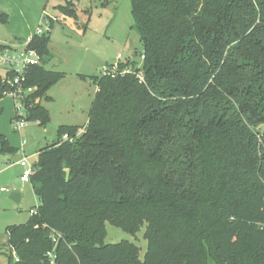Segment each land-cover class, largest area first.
<instances>
[{
    "label": "trees",
    "instance_id": "obj_1",
    "mask_svg": "<svg viewBox=\"0 0 264 264\" xmlns=\"http://www.w3.org/2000/svg\"><path fill=\"white\" fill-rule=\"evenodd\" d=\"M71 5L57 9L77 17ZM131 5L141 64L82 75L97 87L89 121L81 132L61 125L40 149V204L8 228V264H264V0ZM50 41L34 36L41 62L25 81L40 98L25 119L42 125L63 77L46 67ZM0 145L17 151L3 135ZM107 221L145 226L144 257L129 240L105 243Z\"/></svg>",
    "mask_w": 264,
    "mask_h": 264
},
{
    "label": "rangeland",
    "instance_id": "obj_2",
    "mask_svg": "<svg viewBox=\"0 0 264 264\" xmlns=\"http://www.w3.org/2000/svg\"><path fill=\"white\" fill-rule=\"evenodd\" d=\"M67 2L0 0V45L22 48L21 42L34 36L40 24H45L48 17V21L55 18L51 21V41L45 61L47 68L62 72L63 77L49 88L51 98L43 100L50 121L42 125L36 120H28L18 130L19 120L15 118L12 98H0V135L5 136L13 147L24 146L25 153L33 155L31 162L37 160L40 148L56 140L61 125L79 126L81 132L88 123L97 87L90 78L82 75L102 76L106 68L116 62L130 59L141 64L142 61L143 44L135 26L131 0H70L77 17L57 9V5ZM118 54H121L120 58ZM5 75L6 68L0 64V76L4 78ZM257 129L264 131V123ZM22 154V149L1 153L0 145V264H8L11 255L17 259L8 245V228L26 223L31 210L40 204L33 184L20 181L21 169L17 162ZM13 189L22 193L20 202L10 198ZM106 230L105 243L129 240L140 247V256L144 257L148 247L145 226L132 234L107 221Z\"/></svg>",
    "mask_w": 264,
    "mask_h": 264
},
{
    "label": "built area",
    "instance_id": "obj_3",
    "mask_svg": "<svg viewBox=\"0 0 264 264\" xmlns=\"http://www.w3.org/2000/svg\"><path fill=\"white\" fill-rule=\"evenodd\" d=\"M47 15L44 18L47 19ZM53 21L55 20L54 17ZM50 17H48V20ZM46 20L45 24H40L35 32L36 36H41L44 34H49L52 30V20ZM51 22V23H50ZM34 35V36H35ZM34 36H29L27 39L21 42L22 48L15 47L14 45H7L5 48L0 49V64L6 68V75L4 78L0 79V88L6 85L7 87L3 90L4 96H10L15 104L16 109V120H19L17 129L24 127L27 120L28 108H30L34 103L40 101L37 97L34 100L30 98V95L34 92V88L30 86H25V81L29 70L32 66L37 65L41 62V55L36 48L30 47ZM121 57V54H118ZM144 57L143 55L141 56ZM130 68H125L119 71V62L112 64L110 67L106 68L105 73H112L113 75L117 73L129 72ZM7 72H12V76H9ZM141 80H144L142 75H138ZM65 139H68V134L64 135ZM25 142V141H24ZM19 163L23 167L20 179L22 182H31V175L35 170V162H31L30 158L24 155ZM37 208L32 209L31 213H36ZM51 256H53L50 253Z\"/></svg>",
    "mask_w": 264,
    "mask_h": 264
},
{
    "label": "crops",
    "instance_id": "obj_4",
    "mask_svg": "<svg viewBox=\"0 0 264 264\" xmlns=\"http://www.w3.org/2000/svg\"><path fill=\"white\" fill-rule=\"evenodd\" d=\"M96 91H97V89H96ZM13 103H14V101H13ZM14 106H15V104H14ZM15 108V107H14ZM25 142H26V140H24ZM50 145V144H49ZM47 146V145H46ZM14 147H16L17 148V151L19 150V149H22V151H23V153L24 154H22V156H24V155H26V156H28L29 158H31L33 155L32 154H26L25 153V148H24V146L22 147L21 145L19 146V147H17V146H14ZM45 147V146H44ZM43 148V147H42ZM41 149V148H40ZM40 149L38 150V152H37V155H38V153H39V151H40ZM16 151V152H17ZM21 156V157H22ZM21 159V158H20ZM19 159V160H20ZM17 164L19 165V167H20V169H21V174H22V171H23V167H22V165L19 163V161L17 162ZM21 176V175H20ZM20 181H21V179H20ZM22 182V181H21Z\"/></svg>",
    "mask_w": 264,
    "mask_h": 264
},
{
    "label": "water",
    "instance_id": "obj_5",
    "mask_svg": "<svg viewBox=\"0 0 264 264\" xmlns=\"http://www.w3.org/2000/svg\"><path fill=\"white\" fill-rule=\"evenodd\" d=\"M10 198L16 202H20L22 199V193L18 189H13L10 193Z\"/></svg>",
    "mask_w": 264,
    "mask_h": 264
}]
</instances>
